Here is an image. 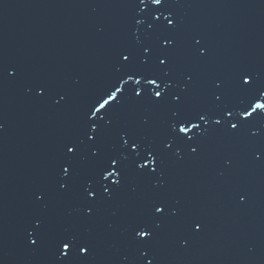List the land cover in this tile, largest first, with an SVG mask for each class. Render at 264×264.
Here are the masks:
<instances>
[{
  "label": "water",
  "instance_id": "water-1",
  "mask_svg": "<svg viewBox=\"0 0 264 264\" xmlns=\"http://www.w3.org/2000/svg\"><path fill=\"white\" fill-rule=\"evenodd\" d=\"M170 6L180 27L204 46L202 83L239 68L255 70L264 81V0H172ZM127 18L119 0H0V63L19 69L16 79H0V264H52L47 249L34 251L24 243L23 230L37 212L31 194L49 183L63 139L110 77L111 52L124 42ZM36 79L61 91L78 80L80 88L71 106L57 108L50 98L27 93ZM122 117L135 123L139 113L125 107ZM247 153L245 141L221 139L200 159L170 165V196L206 228L187 249L163 240L161 264H264V167L251 164ZM224 156H232L233 166L221 176ZM145 194L141 186L82 226L97 237L93 264H121L125 256L131 264L134 254L121 226ZM74 208L52 205L58 226L73 223L67 213Z\"/></svg>",
  "mask_w": 264,
  "mask_h": 264
},
{
  "label": "snow or ice",
  "instance_id": "snow-or-ice-1",
  "mask_svg": "<svg viewBox=\"0 0 264 264\" xmlns=\"http://www.w3.org/2000/svg\"><path fill=\"white\" fill-rule=\"evenodd\" d=\"M119 3L128 18L124 42L111 52V75L63 139L49 183L31 194L37 212L23 230L24 243L34 251L47 249L52 264H93L97 237L82 226L100 220L106 208L135 196L141 186L147 194L126 213L121 233L134 254L131 264H161L163 240L187 249L206 228L170 196L173 162L198 160L212 142L227 139L245 141L248 161L264 167V81L255 70L239 68L202 83L204 46L180 27L172 0ZM18 75L19 69L0 63V79ZM79 88L78 80L61 91L36 79L27 93L64 108ZM125 107L139 113L135 123L123 119ZM223 159L221 176L233 166L232 156ZM57 202L75 204L67 213L71 225L58 226L52 210ZM247 252L254 257L256 249ZM121 264H129L127 256Z\"/></svg>",
  "mask_w": 264,
  "mask_h": 264
}]
</instances>
